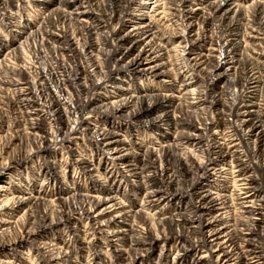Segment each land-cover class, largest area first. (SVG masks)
I'll list each match as a JSON object with an SVG mask.
<instances>
[{"label": "bare ground", "instance_id": "1", "mask_svg": "<svg viewBox=\"0 0 264 264\" xmlns=\"http://www.w3.org/2000/svg\"><path fill=\"white\" fill-rule=\"evenodd\" d=\"M19 1L33 2L41 17L37 25L19 19L15 0H0L1 24L24 38L7 56L20 60L18 50L26 40L39 37L53 60L49 69L23 61L30 66L22 62L26 67L16 66L3 80L15 81L20 90L16 102L26 109V127L37 150L51 155L61 147L73 154L66 167L81 169L103 193L114 183L127 184L135 196L141 191V208L161 201L162 210L176 203L171 216L146 218L141 209L124 203L122 192L102 197L59 187L53 199L40 188L4 200L0 195V214L12 216L27 206L13 238L5 240L10 230L0 219V250L24 247L41 227L66 223L70 232H79L70 223L84 216L93 223L94 239L107 238L114 257L133 254L130 264L160 242L168 251L173 239L180 245L171 264H264V191L256 174L257 163L264 162V0H110L117 21L110 31L102 30L110 23L88 9L92 0ZM215 22L219 36L212 34ZM173 55L178 57L174 63ZM140 74L178 83L176 93L134 87L130 77ZM224 79L234 96L231 103L209 96ZM219 109V117L208 115ZM98 118L96 125L92 120ZM146 129L161 138L175 136L171 142L143 145L137 136ZM84 136L94 142L91 159L101 154L97 166L72 147ZM61 169L45 156L39 174L58 181ZM3 189L0 185V194ZM111 212L117 213L101 220ZM59 254L55 264L68 251Z\"/></svg>", "mask_w": 264, "mask_h": 264}, {"label": "rangeland", "instance_id": "2", "mask_svg": "<svg viewBox=\"0 0 264 264\" xmlns=\"http://www.w3.org/2000/svg\"><path fill=\"white\" fill-rule=\"evenodd\" d=\"M111 3L113 4V2L110 0H92L91 3L88 5L89 10L92 9L97 14H99L101 21L103 20L102 22L110 23L106 27H104V29H102L104 31H110L111 26L113 27L117 23L115 18H113L111 15L113 11L112 8L114 7ZM14 4L16 5V8H20V10H18L19 19L26 18L27 20H31V23H33L34 25L38 24V21L41 17V11L40 9L34 6L33 2L30 1V3L25 2L22 4L21 1L15 0ZM2 12L4 11L0 5V18L2 17ZM13 29V27H4V25H2L0 22V185L5 186V189H3L0 194L1 199L4 200L6 196H9L10 198L12 194L19 195V193L22 194L25 191H33L37 188L47 189L49 193V199H53L57 196V189L59 187L64 190H67L69 194L90 193L94 196L98 195L102 197L109 195H117L122 192L125 194V196H127V198H124V203H126L127 206L132 205L136 209H141L143 212L142 215L146 218L148 214H153V216L161 215L164 217L171 216L174 213V203H176V201H172V203H167L162 210L158 209L161 203H163L161 201L156 202L150 207L141 208V191L137 196H135L131 193L130 186H127V184L121 185L119 187L118 183H114V185H112V190L108 193H103V191L101 190L100 192L98 191V189H100L101 186H98L97 183L93 182V179L91 180L86 177L84 173H81V169H78L74 165L68 168L66 167L70 164L71 160L73 159V154L68 153L61 147H56L52 149V151L50 152L51 155L37 150L36 139L29 133L30 131L28 127H26V109L20 107L16 102L17 95L19 94L20 90L15 89L16 86L12 85L13 83H15V81L10 80V83L8 84L4 82L8 80L7 78L9 75L6 74H12V72H16V66H30V64H27L23 61L37 62L40 65L42 64V67L49 69L50 65H53V60L51 59L49 51L44 46L42 47L39 37L31 38L28 41L26 40V43L22 45V49L18 50L20 60L19 57L15 55H12L11 57L7 56L8 51L12 47H17L24 40L23 37H14ZM212 29L213 35L216 34L219 36L221 34H219L221 28L217 22L214 23ZM5 57L7 59H5ZM177 58L178 57L173 55V57H171L172 62H176ZM167 60L168 58L165 57L164 61L167 62ZM22 62L26 65H23ZM166 67L167 69H172L171 66L167 65ZM175 67H173V69H175ZM27 70L32 72L31 69ZM30 76L29 79H32L34 73H31ZM233 76L234 74L232 73L229 78H232ZM130 78L133 82V86L137 88L143 86L153 88L156 90V92L164 94L168 93L172 95L173 93H176L175 91H173L175 89L174 87L176 83L171 85L166 84L162 81V76L159 75L147 74L146 76H142V74H140L137 76L134 75ZM175 80L176 77L173 76L172 82H174ZM181 80V78H177L178 82ZM200 83L203 84L202 81H200ZM228 83V80L225 79L219 81L216 86L212 88L213 90L209 92V96L211 98L219 99L220 103L233 102V93L227 91ZM176 85H178V83ZM104 92L105 91H103V93ZM105 93L107 95V98L111 99L114 96L113 93L109 92V90H107ZM174 102L176 105H178L180 99L174 100ZM180 105L183 106V102H181ZM219 111L220 109L214 111L212 110V112L210 110L208 111V115L212 113L210 114V117L217 118L219 117ZM48 121L49 120H47L46 122V127L48 126L47 130L50 131V125ZM92 121L94 124L98 125L101 120L100 118H98L97 120ZM118 121L119 120H115V122ZM123 135L125 136L126 134L123 133ZM174 136L175 133L171 132L169 137L161 138L158 133L146 129L140 132L137 138L140 139L138 141H140L143 145H154L156 141L161 142L163 140L171 142L170 140H173ZM91 140L92 139H90L89 136H84L82 140L77 143V145L72 144V147L75 148L76 151H79V153H81L82 155L91 159V145H93L94 143ZM45 156L49 157L51 160L60 163L62 169L60 170L61 172L59 173L57 179L59 181L64 178V184L59 183L58 181L45 180L46 178L39 174L40 165ZM100 156L101 154L94 153V156L91 159L96 166L99 164ZM254 162L255 160L252 161V164L254 165L256 173L257 166L256 162ZM257 165L259 167H257L258 172L256 174L258 176L257 178L259 182L262 185L263 193L264 162H259L257 163ZM97 179L98 176L94 177V181H97ZM93 187L97 190H93ZM65 196H67V194ZM131 200H133L135 203H131ZM157 209L159 210V213L154 214L153 212ZM25 210H27V206L14 212L12 216L7 215L6 213L0 214V219L5 220L4 223H1L2 227L10 230V236H7L5 240L13 238L14 236H17L19 234V230H21L22 227V222L19 219L20 217L25 216ZM116 213L117 212L108 213L107 215L101 217V220L109 219ZM77 217L79 219H74V221H72L70 225L77 226L80 230L79 232H70L69 228L67 227L69 226V224L66 223H64L63 225L51 227H41L38 230V235H36L34 239L30 240L29 242L26 241V245H24V247H14V249L10 251L7 249L0 250V263L4 261H10L12 262V264H55L56 262L53 258L60 256V254H57L60 253L61 250L68 251V255L65 257L64 261L59 260V264L131 263V258L133 257V254H129L127 257H123L122 259H117L110 253L109 247L107 246L108 243L106 237H103L101 240L94 239L95 237L92 234L93 230H91L94 228V226L93 223H90L91 220L84 216ZM261 232L262 233L260 234V242L264 249V227L261 229ZM162 243L163 242L158 243L156 247H154L148 252L147 255L145 254V256H143V260L138 261L136 264L174 263L177 260L176 253L179 250V240L173 239L170 243V246L167 248L168 251L163 250L164 246H161Z\"/></svg>", "mask_w": 264, "mask_h": 264}]
</instances>
